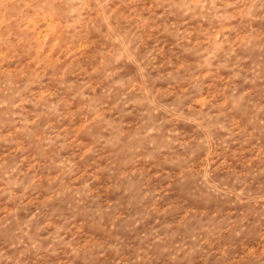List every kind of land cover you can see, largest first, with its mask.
I'll return each instance as SVG.
<instances>
[{
    "label": "rangeland",
    "instance_id": "374dc122",
    "mask_svg": "<svg viewBox=\"0 0 264 264\" xmlns=\"http://www.w3.org/2000/svg\"><path fill=\"white\" fill-rule=\"evenodd\" d=\"M0 264H264V0H0Z\"/></svg>",
    "mask_w": 264,
    "mask_h": 264
}]
</instances>
